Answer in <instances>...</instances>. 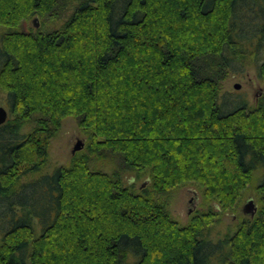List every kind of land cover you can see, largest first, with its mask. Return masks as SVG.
<instances>
[{
  "label": "trees",
  "instance_id": "trees-1",
  "mask_svg": "<svg viewBox=\"0 0 264 264\" xmlns=\"http://www.w3.org/2000/svg\"><path fill=\"white\" fill-rule=\"evenodd\" d=\"M249 68L253 106L220 87ZM0 93V264H264V0H0ZM67 116L85 137L51 165ZM187 184L180 223L158 196Z\"/></svg>",
  "mask_w": 264,
  "mask_h": 264
},
{
  "label": "rangeland",
  "instance_id": "rangeland-1",
  "mask_svg": "<svg viewBox=\"0 0 264 264\" xmlns=\"http://www.w3.org/2000/svg\"><path fill=\"white\" fill-rule=\"evenodd\" d=\"M19 5V3H18ZM40 24V19L30 17L29 19L22 21L20 27L22 30L26 31L28 29L34 31ZM51 26V25H50ZM49 27V26H48ZM28 64H26V69H28ZM221 90L232 91L234 89V83L239 85L238 89L242 91L248 104L253 106L257 101V98L262 90L263 82L256 78L254 71L249 68L245 70L243 76H234L228 73L224 79L220 82ZM237 90V89H236ZM3 94L0 93V106L5 110ZM84 134L78 129L74 120L71 117H64L60 121V127L52 139L49 148V162L51 165L67 164L69 162L70 156L72 155V147L79 140L84 139ZM81 146H79L80 148ZM112 163L108 158L106 160H92L90 166L98 168L103 171H109ZM131 173L126 172L122 176L124 183H128L131 178ZM142 178L134 181V186L138 187ZM160 200H163L167 205L170 214L180 223H185L188 216L195 210L201 209L199 205V190L191 184L183 185L175 189L170 190L167 194L158 196ZM246 199H250L251 204H257V195L254 188L251 186L247 188L243 194L240 203L234 213H221L219 219L210 225V230L208 232V237L216 238L221 236L226 230H232L235 223L240 217H245L247 212L243 213V204ZM216 210V208H213ZM155 238L156 235L154 236ZM154 255V254H153ZM154 264V263H153Z\"/></svg>",
  "mask_w": 264,
  "mask_h": 264
},
{
  "label": "water",
  "instance_id": "water-1",
  "mask_svg": "<svg viewBox=\"0 0 264 264\" xmlns=\"http://www.w3.org/2000/svg\"><path fill=\"white\" fill-rule=\"evenodd\" d=\"M234 88H238L239 85L237 83H234L233 85ZM6 110L0 106V124L4 122V120L6 119ZM79 146H81V141H77L73 147H72V152L75 150V149H78ZM254 205L251 204V201L250 199H246V201L244 202L243 204V207H242V211L244 212H250L251 214L254 212Z\"/></svg>",
  "mask_w": 264,
  "mask_h": 264
}]
</instances>
